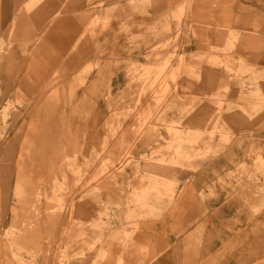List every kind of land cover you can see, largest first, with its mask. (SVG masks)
<instances>
[{
    "label": "crops",
    "instance_id": "0c3cea01",
    "mask_svg": "<svg viewBox=\"0 0 264 264\" xmlns=\"http://www.w3.org/2000/svg\"><path fill=\"white\" fill-rule=\"evenodd\" d=\"M131 1L142 0H0V108L10 102L14 108L0 138V264H20L6 236L16 229L23 234L15 245L37 250L33 264H264V206L254 213L259 202L230 195L218 183L239 171L242 157L253 167V147L260 146L264 157V105L252 117L239 112L257 102L239 101L241 89L225 69L205 68L201 81L183 90L185 105L198 97L196 114L187 123L201 131L203 151H215L228 140L223 154L195 164H159L142 160L139 145L133 151L139 164H86L101 142L115 149L121 141L136 139L126 132L132 122L116 133L106 129L111 76L106 65L127 59L117 39L121 22L131 14L141 18L142 8L133 12ZM150 2L148 13L155 19L185 8L184 25L197 26V38L183 32L187 56L207 55V43L233 45L213 54L251 61L264 76V0ZM100 17L111 19L110 25L98 24ZM232 35L237 40L229 41ZM142 56V50L135 51L130 59L143 61ZM96 62L101 63L95 67ZM113 71V86L120 87L124 75ZM259 87L264 96V79ZM221 98L228 111L219 120L220 131L212 133L217 120L211 115ZM161 135L171 139L166 132ZM109 155L110 149L103 157ZM64 157L76 159L72 166L81 178L68 173L62 209L50 200L57 196V182L63 184ZM99 167L101 180L95 181ZM160 184L166 189L159 194ZM95 189L101 190L97 198ZM52 206L61 210L48 215ZM99 220L105 228L95 234L93 224ZM68 241L75 243L63 261ZM22 259L31 261L26 252Z\"/></svg>",
    "mask_w": 264,
    "mask_h": 264
},
{
    "label": "rangeland",
    "instance_id": "374dc122",
    "mask_svg": "<svg viewBox=\"0 0 264 264\" xmlns=\"http://www.w3.org/2000/svg\"><path fill=\"white\" fill-rule=\"evenodd\" d=\"M129 6L133 12L141 7V18L135 19L131 14L127 15L126 19L121 22L117 39L123 41L127 59L121 62H109L106 65V68L111 70L109 92L106 94L109 101L110 121L106 125V129L111 134L116 133L124 126V123L132 122V124L126 125V132L133 133L136 139L134 141H121L115 149L111 142H101L94 147L91 159L86 164L93 167L114 165L117 162L129 165L139 164V161L133 157V151L139 145H142L141 149H144L140 151L141 153L139 152L142 155V160L146 162L156 161L159 164H195L199 160L209 157V155L223 154L229 144L228 140L222 141L219 149L215 151L211 150L210 147L207 149L208 151H203L204 142L199 138L201 131L197 130V126L187 123L188 118L196 114V109L193 106L198 101V97L190 98L189 106L185 105L184 100L187 96H183V90L186 91L193 87V82L201 81V74L205 68H223L228 74H231L230 82L236 81L239 89H241L239 101L253 100L257 102L254 103L252 109L241 107L238 109L239 112L252 117V115L262 111L259 106L264 105V96L259 87L264 76L257 73V66L251 61L242 58L235 59L232 56L220 58L213 54L228 52L234 48L233 45L223 46L219 43H207V55L192 54L187 56L184 49L188 44L183 40V32H190L197 38V26L190 24L187 27L184 25V7H180L177 11L167 12L155 19L148 13L151 6L150 0L131 1ZM110 23L111 19L102 17L98 21L102 27H107ZM237 38L236 35H232L228 40L234 41ZM141 50L143 61L130 59L133 52ZM100 63L96 62L95 67L99 66ZM113 70L124 75L125 80L120 87L115 88L113 86L115 80ZM246 74L253 76L247 79L244 77ZM183 84L186 86L184 87ZM249 87H254L256 90L244 91ZM17 102L19 104L22 102L21 95H18ZM223 102L224 99L221 98V107ZM221 107L211 115L213 122L217 120L216 124L213 123L212 133L220 131L219 120L225 111H228ZM13 109L11 102L0 108V138L9 128V118ZM172 116L178 118L172 120ZM163 132L168 133L171 139L164 140L161 135ZM150 137L154 139L144 140ZM108 149H110V155L108 158H104L103 155L108 154ZM149 152L150 155H148ZM253 153L255 154L253 167L247 166L246 160L242 157L243 160L237 163L239 171L219 178L218 183L222 190L228 191L230 195L243 194V196L253 197L255 203L259 202L254 206V213H257L259 208L264 206V157L260 146L253 147ZM2 163L3 158L0 156V164ZM63 163L66 170L62 175L63 184L57 182V196L50 200L52 205H60V208L64 207L69 193L68 173L71 171L75 176H79V179L81 178V172L77 173L72 166L77 164L76 159L64 157ZM101 176L102 168L99 167L94 180L100 181ZM142 180L144 181L145 178ZM162 189H166L164 184H160L156 188L159 194ZM61 193L63 196L60 195ZM100 193V189H95L94 198H97ZM39 199L40 196L37 197V202ZM143 208L146 207L143 205ZM60 210L54 209L52 206L48 215H53ZM81 227L79 223V230ZM103 228H105V224L102 221L94 222L95 234H100ZM21 234H23V230L16 229L11 230L6 235L15 249L13 257L20 261V264H33L37 260V250L30 252L14 243ZM80 240L79 238V244L81 243ZM74 243L75 241L72 243L68 241L65 244V249L61 254L63 261L69 259L68 249ZM97 243H100V237H98ZM85 247L86 243H83V249ZM25 252L30 256L31 261L29 263L23 262L22 255Z\"/></svg>",
    "mask_w": 264,
    "mask_h": 264
}]
</instances>
